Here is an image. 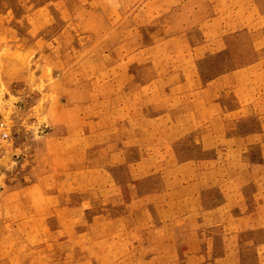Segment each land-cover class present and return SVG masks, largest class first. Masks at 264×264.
I'll return each mask as SVG.
<instances>
[{
	"label": "crops",
	"instance_id": "obj_1",
	"mask_svg": "<svg viewBox=\"0 0 264 264\" xmlns=\"http://www.w3.org/2000/svg\"><path fill=\"white\" fill-rule=\"evenodd\" d=\"M21 1L0 41L43 50L12 63L42 148L0 194V264H264V0Z\"/></svg>",
	"mask_w": 264,
	"mask_h": 264
},
{
	"label": "rangeland",
	"instance_id": "obj_2",
	"mask_svg": "<svg viewBox=\"0 0 264 264\" xmlns=\"http://www.w3.org/2000/svg\"><path fill=\"white\" fill-rule=\"evenodd\" d=\"M46 2L47 0H22L20 2V9H22V12H29L32 8H41L45 10ZM5 4L7 6H12V3ZM91 5L93 4L87 1L85 2L87 10L93 9ZM119 5L121 6L122 4L119 3ZM52 6L49 5L47 8L51 9L52 7L57 8V10L65 9L63 6ZM94 14V12L86 14V22L89 21L91 27L100 24V19L96 18V16L94 17ZM42 16L37 18L38 24L45 26L47 24L46 18ZM47 21L50 26L49 30H51L53 34L58 32L59 29L66 24L64 17L57 12L54 13L52 19L49 18ZM119 21L122 22V20ZM53 34L47 31V33H42L41 36L46 38ZM111 36L112 35H103L100 39V41H102L101 45ZM119 36L120 35H118V37ZM95 40L92 35L81 40L85 47L84 52L86 57H92V54L101 51V49H99L100 45H98L100 41ZM245 43H250V39L246 37ZM34 50H38V52L35 54ZM23 51L24 50L18 49L15 53L9 43L3 40L0 41V125H2L0 129V194L8 187H18L29 183L30 179L25 175L30 168L28 161L31 159V150L32 148H36V150H41L42 148L39 146L30 147V139L39 137L41 131L29 130L25 123L30 120L29 109L34 104V91L42 90L43 88L35 89L32 82L14 81V73L18 72L19 69L12 63L22 59H26V61L29 62L34 59V56L43 53V50L32 47V49L26 51V53H29L26 57H22L21 54H24ZM33 54L35 55L33 56ZM1 212V216H3V211Z\"/></svg>",
	"mask_w": 264,
	"mask_h": 264
},
{
	"label": "built area",
	"instance_id": "obj_3",
	"mask_svg": "<svg viewBox=\"0 0 264 264\" xmlns=\"http://www.w3.org/2000/svg\"><path fill=\"white\" fill-rule=\"evenodd\" d=\"M2 128V125H0V129Z\"/></svg>",
	"mask_w": 264,
	"mask_h": 264
}]
</instances>
